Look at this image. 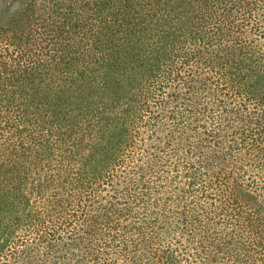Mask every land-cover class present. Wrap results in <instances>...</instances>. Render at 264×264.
Masks as SVG:
<instances>
[{
	"label": "trees",
	"instance_id": "obj_1",
	"mask_svg": "<svg viewBox=\"0 0 264 264\" xmlns=\"http://www.w3.org/2000/svg\"><path fill=\"white\" fill-rule=\"evenodd\" d=\"M0 264H264V0H0Z\"/></svg>",
	"mask_w": 264,
	"mask_h": 264
}]
</instances>
